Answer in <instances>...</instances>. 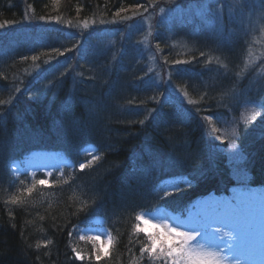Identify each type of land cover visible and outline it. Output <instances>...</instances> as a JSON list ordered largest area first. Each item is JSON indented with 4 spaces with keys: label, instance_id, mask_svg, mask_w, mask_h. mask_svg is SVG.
<instances>
[{
    "label": "trees",
    "instance_id": "obj_1",
    "mask_svg": "<svg viewBox=\"0 0 264 264\" xmlns=\"http://www.w3.org/2000/svg\"><path fill=\"white\" fill-rule=\"evenodd\" d=\"M188 3L191 0H0V47L23 33L39 32L59 36L72 32L80 44L90 33L125 30L122 13L136 14L131 23L152 16L148 66L160 73L159 100L152 104L118 101L113 65L99 87L84 88L74 62L75 49L69 50V44L65 51L72 57L64 56L69 68L52 79L46 73L57 58H44L45 50L15 59L0 76V264H130L138 212L158 205L181 211L194 198L222 193L234 178L235 168L230 165L234 161L227 159L225 148L211 138L209 129L214 125L219 129L227 120L237 123L239 168L246 184L264 190V26L258 32L241 28L234 32L236 27L227 23L233 18L231 11L228 18L222 13L225 25L209 38L217 39V46L227 52L207 50L197 38L213 33L193 30L198 23H209V11L200 17L199 8L188 19L193 28L183 36H177L176 24L167 21V42L158 50L153 35L156 21ZM92 18L105 22L92 27L81 24ZM172 62L206 83L201 96L177 83ZM213 82L221 86L208 95L206 89ZM116 105L149 110L137 122L123 121ZM246 108L258 111L244 123L248 118L241 114ZM91 119L101 133H90ZM171 120L179 123L177 128L169 126ZM87 144L100 148L102 156L94 165L67 169L64 179L38 196L30 193L9 200L7 159L39 149L59 151L75 164ZM172 177L187 178L191 186L162 199L156 191ZM89 215L104 217L114 237L108 256L95 263L73 260L68 247L71 227Z\"/></svg>",
    "mask_w": 264,
    "mask_h": 264
},
{
    "label": "rangeland",
    "instance_id": "obj_2",
    "mask_svg": "<svg viewBox=\"0 0 264 264\" xmlns=\"http://www.w3.org/2000/svg\"><path fill=\"white\" fill-rule=\"evenodd\" d=\"M192 2L194 0L184 7L179 6L180 10L175 9L160 15L154 25L155 33L153 30L158 50L162 49L164 43L167 42V37H165L167 21L170 20L176 24L177 36H183L193 28L188 19L199 8L201 9L200 17L206 16L209 11V23L206 22L203 26L198 23L193 30L195 33L201 31L206 34L213 33V35L203 37V40L201 36L197 38L202 48H207V50L227 52V48L224 46H217L219 43L217 39L209 38L214 37V34L222 30L220 25H225L222 21V13L227 15L231 11L233 18L228 19L227 23L231 28L236 27L234 32L240 28L242 31L258 32L264 26V0H196L195 3ZM197 4H200V7ZM132 15L136 16V14L122 13L120 17L125 21L123 22L126 24L125 30H114L113 32L104 30L105 32L97 36L88 33L85 35V37L90 35L88 40H83L80 44H77V37L72 32H67V35L64 36L43 32L23 33L17 39L7 42L6 46L4 44L0 47V76L6 74V69L15 59H21V57L25 59L27 56L34 55L38 50H45L44 58L48 56L57 58L54 68L46 73V76L52 79L69 68V62L64 59V56L72 57L65 51L68 49L66 45L69 44V50L75 49L74 62L79 68L81 84L84 88L95 90L99 87L103 81L108 79L110 67L113 65L116 69L114 82L116 85L113 89L116 92L117 100L152 104L159 100V76L157 74H160L159 68L153 70L148 66V59L152 55L148 46L152 16L141 17L131 23L129 20ZM229 16L231 17V15ZM104 22L105 20L95 21L92 18L81 24L92 27L94 23ZM81 24L76 23V26L80 27ZM161 56L164 57L163 53ZM59 59L63 60L58 61ZM151 59L150 57V62ZM174 63L176 62H172L174 67L170 70L174 71L172 75L177 83L184 85L191 94L201 96L206 83L202 85L201 80L195 73H192V70L180 65H173ZM152 71L155 73L153 74ZM220 86V84L216 86V83L213 82L211 87L206 89V94H214ZM116 106L118 118L131 122H137L145 117L147 115L145 113L149 110V107ZM255 110L258 111V109ZM255 110L246 108L242 111L241 117L248 118L243 120L244 123L254 118L251 116ZM178 125L176 120H171L169 123L172 128H177ZM220 126L219 129L215 125L213 126L215 128L209 127L210 135L221 147L225 148L227 159L234 161L230 162L231 168H235L234 178L227 183V187L222 190V193H209L194 198L181 211L175 212L171 208L158 205L150 211L138 212L134 217L132 227L130 264H164L163 259L144 251L149 247L150 242L146 233L138 230V226L153 233L156 230L150 226L151 224L161 226L166 224L179 230L191 231L201 228L202 225L211 221L216 222L220 215L233 210L241 217L242 223L239 228L225 226L221 234L205 230L207 234L192 242L193 246L197 248V251H200V245L203 244V251L214 252L219 264H264V190L247 185L243 170L239 168L237 123L227 120ZM99 129L94 119H91L88 125L90 133L93 131L101 133ZM101 156L100 148L87 144L81 150L82 159L75 164L71 163L59 151L39 149L30 150L18 158L9 159L5 164L10 180V186L7 189L8 198L14 202L19 196L26 197L30 193L38 196L39 193L45 192L49 185L53 186L64 179L67 169H81V164L84 165L83 169L88 168L98 162ZM40 179L46 180L47 183L40 185L38 183ZM190 186L191 181L187 178L172 177L165 180L156 192L162 199H166L172 195H179ZM137 217L150 221V224L145 225L143 220H137ZM113 244L114 237L101 215L87 216L76 223L68 235L69 251L73 260L79 262L101 261L108 256ZM98 256L99 258H97Z\"/></svg>",
    "mask_w": 264,
    "mask_h": 264
},
{
    "label": "snow or ice",
    "instance_id": "obj_3",
    "mask_svg": "<svg viewBox=\"0 0 264 264\" xmlns=\"http://www.w3.org/2000/svg\"><path fill=\"white\" fill-rule=\"evenodd\" d=\"M80 167L83 169L84 165L81 164ZM38 183L44 185L47 181L40 179ZM137 220H143L145 225L150 224V221L144 220L142 217H137ZM241 223V217L233 210L220 215L218 221H211L210 223L202 225L201 228H196L191 231L179 230L176 227H170L166 224L162 226L151 224L150 226L156 230L155 233L148 232L146 229L139 228V226L138 230L144 231L150 242L149 247L145 248L144 251L156 255L159 259H163L164 264H219L214 252L203 251V244L200 245L201 250L197 251V248L193 246L192 242L196 241L198 237L206 235L207 231L214 234H221L225 226H231L235 229L239 228Z\"/></svg>",
    "mask_w": 264,
    "mask_h": 264
}]
</instances>
